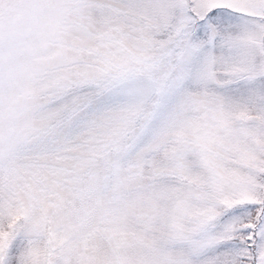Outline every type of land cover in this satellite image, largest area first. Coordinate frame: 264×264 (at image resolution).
<instances>
[{"label":"snow or ice","instance_id":"obj_1","mask_svg":"<svg viewBox=\"0 0 264 264\" xmlns=\"http://www.w3.org/2000/svg\"><path fill=\"white\" fill-rule=\"evenodd\" d=\"M0 264H264V0H0Z\"/></svg>","mask_w":264,"mask_h":264}]
</instances>
